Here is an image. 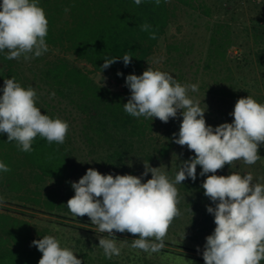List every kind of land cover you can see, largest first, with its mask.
<instances>
[{"label":"clouds","instance_id":"clouds-1","mask_svg":"<svg viewBox=\"0 0 264 264\" xmlns=\"http://www.w3.org/2000/svg\"><path fill=\"white\" fill-rule=\"evenodd\" d=\"M140 5L142 0H134ZM161 0H155L156 6ZM67 11V9H66ZM150 25L141 26L148 31ZM48 19L39 0H2L0 2V52L7 49L6 59L24 60L40 57L48 51L46 37ZM156 39L155 32L150 33ZM124 65L132 56L125 54ZM117 59L104 60L107 69ZM118 76L123 73L118 72ZM126 85L130 98L123 105L124 111L136 118H157L167 123L182 115L178 138L174 142L194 152V157L184 161L174 179H170L161 167H151L144 162L142 177L131 174H101L89 168L78 182L72 183L74 196L67 201L70 213L75 217L90 218L100 233L115 237V232L130 233L138 238L130 245L152 254L164 247V239L175 218L180 216V197L176 185L188 178L197 177V166L206 176L202 183L204 195L215 207L207 212L214 215L215 229L206 237L202 253L205 264H261L264 261V184L253 183L252 173L237 172L217 175L225 165L242 160L254 165L261 160L259 149L264 144V103L251 95L239 98L230 115L231 123L213 128L205 120V109L188 95L198 91L197 84L182 85L167 72L148 67L141 75L129 74ZM0 95V133L7 134V142H15L25 153L33 151L37 136L49 144H63L69 131V123L60 118L43 114L36 106L37 93L31 86L25 88L15 78L5 79ZM176 134H174L175 136ZM11 169L0 161V172ZM264 179V177H261ZM4 197L0 196V205ZM55 228V226H53ZM127 240L100 237L99 246L107 259L119 256ZM42 253L38 264H82L72 248L61 246L54 236L45 235L32 241Z\"/></svg>","mask_w":264,"mask_h":264},{"label":"rangeland","instance_id":"rangeland-1","mask_svg":"<svg viewBox=\"0 0 264 264\" xmlns=\"http://www.w3.org/2000/svg\"><path fill=\"white\" fill-rule=\"evenodd\" d=\"M170 1L175 6V15L147 61L146 69L152 67L167 72L182 85L197 84L198 91L189 90L188 95L199 101L200 107L205 109L206 123L213 128L232 122L230 113L239 98L251 95L257 102L264 103V65L256 60L252 35V19L264 16V0H204L210 6L209 14L203 11L200 0L193 2L194 7L177 0ZM216 22L229 25L234 42L229 46L224 62L215 55L213 63L207 66L209 39ZM47 46L48 51L41 56L42 61L64 57L82 68L98 84L123 92L130 98L129 88L117 84L108 71H95L90 63L76 58L74 54ZM33 59L26 61L22 56L12 61L24 70V85L35 89L38 97L36 104L46 110L47 115L51 106L56 107V118L70 125L63 143L67 153L66 176L62 179L46 176L36 165L29 163L27 153L14 149L18 154L13 162L18 164L20 172H14L12 178L18 183H12L9 175L0 173V196L4 197L0 212L27 220L34 240L45 235L54 236L60 240L62 247L72 248L78 259L90 264H205L202 253L206 237L215 229L214 215L207 212V207H215V204L204 195L202 183L206 176H200V166H197L195 181L188 178L176 185L181 214L170 226L164 247L156 253L131 248L132 240L138 236L130 233L114 230L115 237L100 233L86 215L73 216L67 207V200L64 201L74 196L72 183L78 182L89 168L105 175L131 174L142 177V182H146L151 173L147 176L142 174L145 171L144 162L148 161L151 167H161L170 179H174L181 164L195 155L186 146L174 142L182 122L180 111L167 123L151 119L152 128L143 135L114 134L113 137L103 138L97 129L84 125L87 116L68 99L57 96L40 83L38 66L42 63H33ZM42 61L39 59L37 62ZM221 85L232 91L234 96L222 95L218 90ZM259 155L261 160L254 165H246L240 160L231 166L225 165L216 174L227 176L237 172L246 175L250 172L254 177L253 183L264 184V179H261L264 177V155L260 152ZM57 166L54 167L56 170ZM61 171L60 167L56 173ZM55 189L59 192L58 197L50 198L48 192ZM59 197L63 199L58 200ZM100 237L115 238L118 243L127 240V243L119 256L107 259L98 247Z\"/></svg>","mask_w":264,"mask_h":264},{"label":"trees","instance_id":"trees-1","mask_svg":"<svg viewBox=\"0 0 264 264\" xmlns=\"http://www.w3.org/2000/svg\"><path fill=\"white\" fill-rule=\"evenodd\" d=\"M177 1L195 6V0ZM200 1L203 11L209 14L210 6L204 0ZM39 4L48 19L47 45L74 54L76 58L90 63L95 71H108L110 77L126 89V77L129 74L141 75L145 71L147 61L175 15V6L170 0H161L159 6H156L155 0H142L140 5H136L134 0H39ZM263 18L252 19V35L256 60L264 65ZM144 24L150 25L148 31L141 30ZM214 26L209 39L207 66L213 63L215 55L224 62L227 50L234 42L227 23L216 22ZM152 32H155L156 39L150 38ZM125 54L132 56L131 63L127 66L122 59ZM6 56L7 49L0 52V95L3 94L5 79L14 77L22 87H28L24 85V70L16 67L14 61L6 59ZM39 59L43 60L40 56L31 61L42 63L38 66L40 83L57 96L68 99L76 109L87 116V123L84 125L97 129L101 137H113L114 134L143 135L152 128L151 119L136 118L124 111L123 105L129 99L125 93L98 84L82 68L64 57L37 62ZM106 59H117V62L107 69H102ZM118 72L123 75L118 76ZM218 90L222 95L234 96V93L223 85ZM36 106L46 114V110L37 104ZM56 112L57 109L53 106L48 111L51 118H56ZM64 146L49 144L46 139L37 136L32 144L33 151L27 153L26 158L46 176L62 179L66 176L64 171L67 153ZM16 148L14 141L7 142V134L0 133V161L11 169L9 172L0 173L9 175L14 184L18 181L12 178V174L20 172L18 164L13 162L18 154L14 152ZM259 152L264 155V146H260ZM55 166L59 171L61 167V173H56ZM56 191L55 189L51 193L48 192V196L56 199L59 195ZM53 193L56 196H53ZM0 216V264H38L42 253L30 244L35 238L29 222L8 213L0 212ZM82 264L90 263L82 261Z\"/></svg>","mask_w":264,"mask_h":264},{"label":"crops","instance_id":"crops-1","mask_svg":"<svg viewBox=\"0 0 264 264\" xmlns=\"http://www.w3.org/2000/svg\"><path fill=\"white\" fill-rule=\"evenodd\" d=\"M62 199H63V198H61V197L58 198V200H62ZM66 200L68 201V199H64V201H66Z\"/></svg>","mask_w":264,"mask_h":264}]
</instances>
